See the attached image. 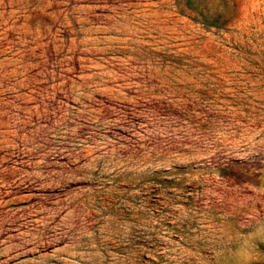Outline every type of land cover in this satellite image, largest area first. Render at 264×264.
<instances>
[{
    "label": "rangeland",
    "instance_id": "374dc122",
    "mask_svg": "<svg viewBox=\"0 0 264 264\" xmlns=\"http://www.w3.org/2000/svg\"><path fill=\"white\" fill-rule=\"evenodd\" d=\"M0 264H264V0H0Z\"/></svg>",
    "mask_w": 264,
    "mask_h": 264
}]
</instances>
